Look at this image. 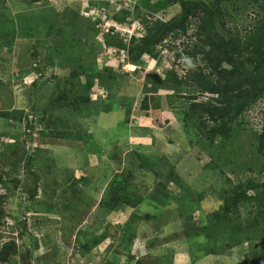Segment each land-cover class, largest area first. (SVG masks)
<instances>
[{
	"label": "rangeland",
	"instance_id": "1",
	"mask_svg": "<svg viewBox=\"0 0 264 264\" xmlns=\"http://www.w3.org/2000/svg\"><path fill=\"white\" fill-rule=\"evenodd\" d=\"M242 5L226 22L245 40L257 13ZM181 11L171 0H0V255L9 254L0 264H264L263 236L224 217L217 237L208 222L222 177L186 133L187 100L170 101L159 83L202 63L187 53L194 30L144 65L109 42L141 38L144 21ZM263 121L264 96L242 119L250 132L227 151L235 181H264V157L254 171L239 166L259 156L253 131ZM158 165L165 178L156 181Z\"/></svg>",
	"mask_w": 264,
	"mask_h": 264
},
{
	"label": "trees",
	"instance_id": "2",
	"mask_svg": "<svg viewBox=\"0 0 264 264\" xmlns=\"http://www.w3.org/2000/svg\"><path fill=\"white\" fill-rule=\"evenodd\" d=\"M244 1L171 0L182 6L178 16L170 21L160 18L144 21L146 33L141 38L133 37L126 42L118 35L110 38L109 42L126 52L127 61L144 65L145 56L157 58L159 46L169 38L177 40L182 34H188L190 29L194 30L187 53L201 57L202 63L197 70H190L185 76L170 70L159 83L161 88L173 91L167 94L170 101L173 98L187 100L186 133L198 138L202 149L211 157L207 169L222 177L223 186L219 188L222 205L208 216V222L212 217L217 222V237L224 235L219 227L222 219L228 217L225 225H234L236 231L245 232L250 238L252 234L263 236L264 242V181L259 180L255 173L244 181H235L223 168L231 164L227 151L234 142L250 132L242 122L245 113L264 96V0H246L249 6H254L257 16L254 28L245 40L227 29L226 21L242 11ZM118 20L125 22L124 19ZM111 72V78L116 79L115 72ZM73 76L77 78L79 73L75 71ZM89 85L93 86L94 81H89ZM206 94L211 97L205 98ZM155 98V95L145 97L143 108L149 110L150 102ZM106 110L109 108L106 107ZM130 113L129 110L128 116ZM253 132L252 149L259 156L254 162V159L247 160L252 162L249 166L239 165L247 166L249 172L254 171L258 158L264 157V121L262 128ZM157 168H160L159 165L153 170ZM155 176L156 181L165 178L159 169L155 171ZM0 183H5L1 175ZM125 204L135 209L139 201L125 199ZM244 209L250 210V217L242 215ZM211 230L209 227V231L204 230L203 234L213 239ZM217 237L214 236V239ZM87 246L89 250L93 247L89 243ZM8 255L2 253L0 260L7 262Z\"/></svg>",
	"mask_w": 264,
	"mask_h": 264
}]
</instances>
